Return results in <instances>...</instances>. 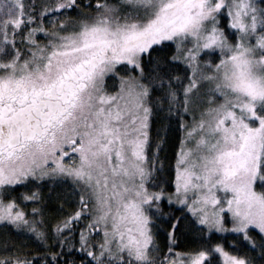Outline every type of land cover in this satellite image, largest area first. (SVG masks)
<instances>
[{
	"label": "snow or ice",
	"instance_id": "1",
	"mask_svg": "<svg viewBox=\"0 0 264 264\" xmlns=\"http://www.w3.org/2000/svg\"><path fill=\"white\" fill-rule=\"evenodd\" d=\"M0 264H264V0H0Z\"/></svg>",
	"mask_w": 264,
	"mask_h": 264
}]
</instances>
